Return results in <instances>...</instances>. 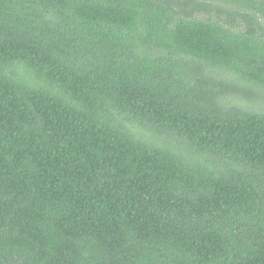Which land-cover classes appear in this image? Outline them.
I'll list each match as a JSON object with an SVG mask.
<instances>
[{
    "label": "trees",
    "instance_id": "1",
    "mask_svg": "<svg viewBox=\"0 0 264 264\" xmlns=\"http://www.w3.org/2000/svg\"><path fill=\"white\" fill-rule=\"evenodd\" d=\"M0 264H264V0H0Z\"/></svg>",
    "mask_w": 264,
    "mask_h": 264
}]
</instances>
